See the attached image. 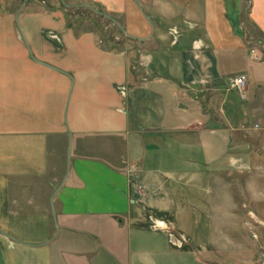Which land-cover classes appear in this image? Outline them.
<instances>
[{"label": "crops", "instance_id": "crops-1", "mask_svg": "<svg viewBox=\"0 0 264 264\" xmlns=\"http://www.w3.org/2000/svg\"><path fill=\"white\" fill-rule=\"evenodd\" d=\"M249 212L264 0H0V264H257Z\"/></svg>", "mask_w": 264, "mask_h": 264}, {"label": "rangeland", "instance_id": "rangeland-1", "mask_svg": "<svg viewBox=\"0 0 264 264\" xmlns=\"http://www.w3.org/2000/svg\"><path fill=\"white\" fill-rule=\"evenodd\" d=\"M68 14L69 19H77L78 15L81 17L80 19L84 21V23L89 26H95L104 28V31L107 32V35H103V41L117 42V43H126L133 44L134 42L127 37L121 35L106 19L97 16L93 10L87 8H69ZM260 238L257 239L256 247L261 252H264V232H261ZM257 264H261L257 259Z\"/></svg>", "mask_w": 264, "mask_h": 264}, {"label": "built area", "instance_id": "built-area-1", "mask_svg": "<svg viewBox=\"0 0 264 264\" xmlns=\"http://www.w3.org/2000/svg\"><path fill=\"white\" fill-rule=\"evenodd\" d=\"M249 53L251 57L253 58L254 57L253 51L249 50ZM244 84H245V75L243 73L232 75V76H227L225 78V86L227 89L240 90L244 86ZM248 216L252 221L244 222L245 228L250 233V236L252 238H256L254 226L257 225L260 227H264V219H257L250 212L248 213ZM161 224H162L161 221L156 222V225H161ZM258 261L261 264H264V252L259 253Z\"/></svg>", "mask_w": 264, "mask_h": 264}]
</instances>
